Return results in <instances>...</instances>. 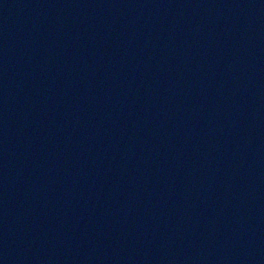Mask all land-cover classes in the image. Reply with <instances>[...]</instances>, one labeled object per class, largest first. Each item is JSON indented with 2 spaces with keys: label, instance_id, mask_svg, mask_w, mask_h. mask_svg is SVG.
<instances>
[{
  "label": "water",
  "instance_id": "obj_1",
  "mask_svg": "<svg viewBox=\"0 0 264 264\" xmlns=\"http://www.w3.org/2000/svg\"><path fill=\"white\" fill-rule=\"evenodd\" d=\"M0 264H264V0H0Z\"/></svg>",
  "mask_w": 264,
  "mask_h": 264
}]
</instances>
